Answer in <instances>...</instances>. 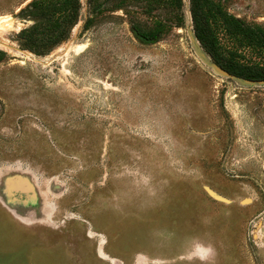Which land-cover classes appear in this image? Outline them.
Masks as SVG:
<instances>
[{
    "label": "rangeland",
    "instance_id": "1",
    "mask_svg": "<svg viewBox=\"0 0 264 264\" xmlns=\"http://www.w3.org/2000/svg\"><path fill=\"white\" fill-rule=\"evenodd\" d=\"M28 1L0 0V264H264V82L213 67L188 0L147 42L131 22L153 17L101 10L83 30L79 0L43 55L15 41ZM213 1L264 26V0Z\"/></svg>",
    "mask_w": 264,
    "mask_h": 264
},
{
    "label": "trees",
    "instance_id": "2",
    "mask_svg": "<svg viewBox=\"0 0 264 264\" xmlns=\"http://www.w3.org/2000/svg\"><path fill=\"white\" fill-rule=\"evenodd\" d=\"M85 3L90 16L84 19L83 30L91 24L92 15L101 10L153 17V26L144 31L137 21L131 22L132 31L146 40L182 25V0H85ZM79 9V0H29L17 12L18 18L29 22L15 33L18 48L34 55L45 54L68 38L78 21ZM188 13L194 38L216 67L243 80L264 82V63L242 61L243 54L237 50L239 46L264 56V26L238 20L213 0H188ZM220 26L231 41V48H224L219 42L216 29ZM4 57L5 52L0 49V61Z\"/></svg>",
    "mask_w": 264,
    "mask_h": 264
},
{
    "label": "clouds",
    "instance_id": "3",
    "mask_svg": "<svg viewBox=\"0 0 264 264\" xmlns=\"http://www.w3.org/2000/svg\"><path fill=\"white\" fill-rule=\"evenodd\" d=\"M200 251L199 255L202 260H207L210 257L213 256L214 254V249L209 245V246H200Z\"/></svg>",
    "mask_w": 264,
    "mask_h": 264
},
{
    "label": "water",
    "instance_id": "4",
    "mask_svg": "<svg viewBox=\"0 0 264 264\" xmlns=\"http://www.w3.org/2000/svg\"><path fill=\"white\" fill-rule=\"evenodd\" d=\"M190 19V18H189ZM192 32V31H191ZM133 33L135 34V36L139 39V40H141V41H143V42H147L148 40H146V39H144V38H142L141 36H139L135 31H133ZM194 37V36H193ZM196 40V39H195ZM198 43V42H197ZM199 45V44H198ZM208 56V55H207ZM210 60V59H209ZM211 62V61H210ZM212 63V62H211ZM213 64V63H212ZM213 67L216 69V70H218L219 72H221V73H223L224 75H226V76H228V77H234V76H231V75H229L227 72H225L224 70H222V69H220V68H218V67H216L214 64H213ZM234 78H237V77H234ZM238 79H240V78H238ZM241 80H243V79H241ZM244 81H247V80H244ZM247 82H255V81H247ZM257 82H263V81H257Z\"/></svg>",
    "mask_w": 264,
    "mask_h": 264
},
{
    "label": "crops",
    "instance_id": "5",
    "mask_svg": "<svg viewBox=\"0 0 264 264\" xmlns=\"http://www.w3.org/2000/svg\"><path fill=\"white\" fill-rule=\"evenodd\" d=\"M201 259V258H200ZM139 264H144L143 262L142 263H139Z\"/></svg>",
    "mask_w": 264,
    "mask_h": 264
},
{
    "label": "snow or ice",
    "instance_id": "6",
    "mask_svg": "<svg viewBox=\"0 0 264 264\" xmlns=\"http://www.w3.org/2000/svg\"><path fill=\"white\" fill-rule=\"evenodd\" d=\"M199 251H202V250H199Z\"/></svg>",
    "mask_w": 264,
    "mask_h": 264
}]
</instances>
